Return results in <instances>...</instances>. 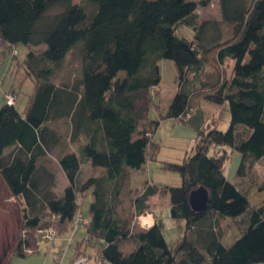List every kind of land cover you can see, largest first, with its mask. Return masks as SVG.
<instances>
[{
  "label": "trees",
  "instance_id": "obj_1",
  "mask_svg": "<svg viewBox=\"0 0 264 264\" xmlns=\"http://www.w3.org/2000/svg\"><path fill=\"white\" fill-rule=\"evenodd\" d=\"M215 1L218 21L198 20L191 0H0V57L3 50L16 55V46H25L23 78L17 69L13 74L19 89L23 80L33 83L22 112L14 103L0 106V179L10 196L23 202L21 235L10 257L33 253L36 231L72 230L78 194L91 189L90 219L81 223L89 242L76 245L72 261L85 256L94 262V256L81 253L85 244L99 256L93 264H264V202L251 206L247 193L224 173L226 147L240 154L238 178L264 157V0ZM184 27L194 34L183 35ZM210 51L219 66L233 62L231 78L214 81L203 95L204 104L228 105L225 131L191 124L202 112L190 101ZM71 54L78 77L57 84L54 75ZM161 60L173 63L177 89L160 120L185 122L199 136L182 163L158 161L159 145L148 134L159 124L148 112L158 108L151 93L160 84ZM68 130L71 144L83 136L78 154L64 148ZM51 160L67 179L61 194ZM84 160L104 174L79 182ZM148 161L176 172L181 184L160 191L147 185L132 199L133 215L144 213L156 194L168 195L170 217L183 221L175 251L159 223L136 228L118 211L129 172ZM198 187L208 191L209 200L204 211L194 212L188 197ZM226 218H241L244 226L229 246L221 241L220 221Z\"/></svg>",
  "mask_w": 264,
  "mask_h": 264
},
{
  "label": "rangeland",
  "instance_id": "obj_2",
  "mask_svg": "<svg viewBox=\"0 0 264 264\" xmlns=\"http://www.w3.org/2000/svg\"><path fill=\"white\" fill-rule=\"evenodd\" d=\"M78 1L80 0H74V2ZM191 1L197 3L196 14L198 20H220V11L215 0L210 2L207 6L200 5V2L203 0ZM86 7L87 9H91V5ZM181 33L188 37L190 34H194L191 29L185 27L181 30ZM26 53L27 48L18 45L16 46V55L11 51L3 50V57H0V106L5 103L8 98L12 97L11 95L15 92L13 95L15 101L13 103L19 112L24 110L27 104L28 95L33 91V83L30 80H23L20 86L21 88L19 89L17 86V76L15 77L13 74V70L17 69L18 72L16 74L23 78L22 63L25 59ZM72 55L73 54L67 58L63 67L55 73L54 79L57 84H64L72 78L75 79L78 77L79 69L77 68L76 62L73 63L74 60ZM232 64V61L226 59L224 63L219 66L215 61L214 52H208L203 61V66L198 77L201 84L194 90L196 91L198 89L197 92H194L190 101L192 107H197L199 109L202 108V112H199V114L194 117L191 124L198 123L204 131L213 128L221 131L227 130L230 117L228 105L226 103L221 106H211V104L207 103L204 104L203 95L214 86V81H227L231 78ZM159 69L161 75L160 84L158 89H155L151 93L153 103L154 105H157L158 108H156V106H151L148 112V118L152 121H159V124L153 133H151V129L148 130V134L149 137H151V140L159 145L156 153V158L158 160L171 163H182V160L188 154L194 152L193 149L195 143L199 140V136H197L196 130L185 122L176 119L160 120L159 114H161L168 106L176 92L177 81L174 78L175 68L171 61L161 60L159 63ZM202 83H205L206 85L204 84L203 86ZM58 129L60 128L58 127ZM226 150L229 156H227L228 160L224 166L226 177L230 182L235 183L241 190L247 193L248 201L251 206H261L264 202V157L255 163L251 171H249L244 178H238L236 171L240 163V154L227 147ZM7 152L8 151L6 150V153ZM51 164L52 165L50 166L52 167V170L57 171L56 162L53 160ZM90 171L91 168L89 165L83 166V174H88ZM96 171V169H93V172ZM151 183H153L160 191L164 186H180L181 180L176 172L164 170L154 162H151L147 167L144 166L142 171L129 173L128 179L125 180V183L121 188L119 197L120 206L118 211L122 218H131V223L132 225H135L136 228H142V222H138L137 218L133 215L132 199L147 185H151ZM61 187L62 182L60 179H57L56 190H61ZM78 198L80 199V205L76 217H81L88 222L90 219V196L88 194L84 196L78 194ZM22 203L20 200L10 196L5 184L0 179V264H5L9 259L13 248L17 244V238L21 235L20 210L23 207ZM147 205L149 210L157 211V216H154V220L162 219V217H164L162 233L167 245L175 251L179 245L182 232L184 231L183 221H176L170 217L168 195L158 193L149 200V204ZM167 206L169 208L166 209ZM220 226L223 233L221 241L225 246L231 245L234 240L240 236L241 231L244 228L243 219L241 218L222 219L220 221ZM144 229L148 228L146 227ZM60 231L61 230H58V232L56 231L53 240L42 241V238L40 242L38 240V247L33 253L27 254L26 252V256H11L9 264H67V261L73 260L75 257L76 245L81 241L84 243L89 241L83 240L85 237V225L75 224V221L72 230L69 229L62 235H60L62 233ZM40 237L41 235L39 238ZM39 243H43L45 247L44 252L40 251ZM80 248L81 253L94 256V262L99 260V256L94 255L95 248L93 250V246L85 247V244H83ZM81 259H86L84 264L94 263L91 258L88 260L87 257L85 258L84 256L72 261L70 264L77 263Z\"/></svg>",
  "mask_w": 264,
  "mask_h": 264
},
{
  "label": "crops",
  "instance_id": "obj_3",
  "mask_svg": "<svg viewBox=\"0 0 264 264\" xmlns=\"http://www.w3.org/2000/svg\"><path fill=\"white\" fill-rule=\"evenodd\" d=\"M159 63L160 61L158 62V67H159ZM160 70V69H159ZM160 72V71H159ZM161 77V75H160ZM174 78L176 80V74H174ZM176 85V84H175ZM176 89H177V85H176ZM212 106V105H211ZM56 131L59 133V134H62V131H60V129H56ZM70 132L71 130H68L66 134H64V137H65V142H64V148L67 149V150H70L72 152H75V153H79L78 151V147L84 143L83 141V136H80L79 138H77L75 140V143L74 144H71L70 143ZM153 141V140H152ZM154 142V141H153ZM8 152L11 150V148L9 149H6ZM6 150H5V153H6ZM158 160V159H157ZM158 161H161V160H158ZM163 161V160H162ZM151 162H154L156 164H158L157 162L155 161H150V162H146V164L144 166H149L151 164ZM85 165H89V167L91 168V171L88 173V174H83L82 173V168L83 166ZM143 166V167H144ZM56 167H57V171L53 170L55 172V175H56V183H57V179H60L61 182H62V187H61V190L58 189V191L56 190V192L58 194H61V192L63 191V189L65 188V186L67 185V179L63 173V171L61 170L60 166L57 164L56 162ZM141 167L139 170H131L130 172H136V171H142V168ZM93 169H96L97 171L96 172H93ZM129 172V173H130ZM104 174V170H102L101 168H98V167H93L92 164L89 162V161H83L82 164L80 165V172L78 174V181L79 182H83L89 178H92V177H100L101 175ZM226 175V174H225ZM152 185H154L153 183H151ZM88 194L90 196V202L92 201V194H91V189H88L86 192H84V195ZM83 195V196H84ZM154 197V196H153ZM151 197V198H153ZM150 198V199H151ZM149 199V200H150ZM149 200H148V203L149 204ZM20 202L22 203V200H20ZM89 202V203H90ZM169 208L168 206L166 207V209ZM170 212V211H169ZM164 213V212H163ZM154 216L156 217L157 216V211H151L149 210V208L142 214H140L139 216H137V220L138 222H141V219L142 218H145L146 220H148V225L146 226L147 228H149L150 226H152L155 222L159 223L160 226H161V230H162V227H163V221H164V217H162V219H156L154 220ZM162 220V221H161ZM146 227H142V228H146ZM36 235L38 237V240L39 242L41 241V237L39 238L40 234H38V232H36ZM45 248V247H44ZM45 250V249H44ZM72 262V260H69L67 261V264H70Z\"/></svg>",
  "mask_w": 264,
  "mask_h": 264
},
{
  "label": "water",
  "instance_id": "obj_4",
  "mask_svg": "<svg viewBox=\"0 0 264 264\" xmlns=\"http://www.w3.org/2000/svg\"><path fill=\"white\" fill-rule=\"evenodd\" d=\"M208 191L203 187H198L189 193L188 203L192 211L201 212L207 208L208 205ZM40 251L44 252L43 243H39Z\"/></svg>",
  "mask_w": 264,
  "mask_h": 264
},
{
  "label": "built area",
  "instance_id": "obj_5",
  "mask_svg": "<svg viewBox=\"0 0 264 264\" xmlns=\"http://www.w3.org/2000/svg\"><path fill=\"white\" fill-rule=\"evenodd\" d=\"M11 96L12 97L8 98L6 101L7 105H11L14 102L13 94ZM75 221H76V224H81L83 222V219L81 217H77ZM37 232L41 235L42 241L53 240V237L56 235L55 229L51 226L43 230H39ZM26 252L31 253L32 251L27 250ZM85 261L86 259H81L79 262L74 263V264H84Z\"/></svg>",
  "mask_w": 264,
  "mask_h": 264
},
{
  "label": "bare ground",
  "instance_id": "obj_6",
  "mask_svg": "<svg viewBox=\"0 0 264 264\" xmlns=\"http://www.w3.org/2000/svg\"><path fill=\"white\" fill-rule=\"evenodd\" d=\"M141 222H142V227H146L149 223L148 220H146L145 218H142Z\"/></svg>",
  "mask_w": 264,
  "mask_h": 264
}]
</instances>
